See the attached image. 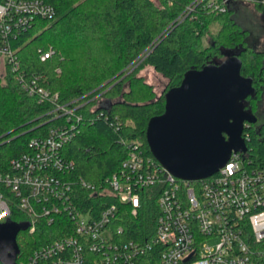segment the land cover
Here are the masks:
<instances>
[{"label": "trees", "instance_id": "obj_1", "mask_svg": "<svg viewBox=\"0 0 264 264\" xmlns=\"http://www.w3.org/2000/svg\"><path fill=\"white\" fill-rule=\"evenodd\" d=\"M46 1L55 7L56 19L37 20L23 33L16 43L20 46L18 55L29 74L47 78L46 85L59 93L60 104L82 106L77 114L84 115L87 121L64 147L63 155L75 163L76 175L87 182L102 187L107 178L119 171L128 156L130 142L140 143L146 155L154 159L147 144V126L153 117L164 113L168 92L180 85L189 70L218 65L227 53L238 54L242 75L254 81L255 93L246 100L245 109L257 116L264 87V51L249 45L250 32L237 15L239 4L227 6L222 13L209 8L208 0H159L161 8L150 0ZM222 3L218 0L219 5ZM191 5L192 13L177 25ZM256 7L264 13L263 5ZM215 21L221 28L210 47L205 48L203 36ZM50 49L55 55L41 62L39 50ZM144 52L145 64L169 81L159 96L138 69L131 71ZM104 102L109 107H104ZM52 111V103L28 97L12 77L0 73V174L9 172L11 162L28 151L33 139L45 137L57 124V115ZM243 137L247 158L264 168V124L258 121L246 126ZM0 190L8 193L1 185ZM159 194L157 187L142 195L139 214L129 216L123 223L125 239L154 237ZM101 204L104 206V201ZM19 220L14 217L13 221L23 224ZM60 228L46 224L34 234L21 232L17 238V262L25 264L35 249L59 236ZM159 252H150L140 264H159Z\"/></svg>", "mask_w": 264, "mask_h": 264}, {"label": "built area", "instance_id": "obj_2", "mask_svg": "<svg viewBox=\"0 0 264 264\" xmlns=\"http://www.w3.org/2000/svg\"><path fill=\"white\" fill-rule=\"evenodd\" d=\"M243 1L257 3L223 0L219 5L208 0V7L224 13L227 6ZM56 17L46 0H0V73L12 77L28 97L52 103L51 114L57 115L48 134L33 139L28 151L11 162L9 172L0 174V185L8 191L0 190V223L18 217L29 224L30 234L46 224L61 226L59 236L35 249L25 264H140L155 250H160L159 264H183L192 254L188 264H254L255 259L264 264V168L247 158L248 151L234 152L216 175L190 182L175 178L140 143L130 142L119 171L102 187L76 175L75 163L63 149L87 121L77 114L82 106L60 104L59 93L47 87L45 76L24 69L16 46L37 20ZM39 54L46 62L55 51ZM157 187L154 237L125 239L123 223L139 214L146 190ZM210 239L218 243H204Z\"/></svg>", "mask_w": 264, "mask_h": 264}, {"label": "water", "instance_id": "obj_3", "mask_svg": "<svg viewBox=\"0 0 264 264\" xmlns=\"http://www.w3.org/2000/svg\"><path fill=\"white\" fill-rule=\"evenodd\" d=\"M236 52L220 64L189 70L179 86L166 95L165 110L147 126L152 156L175 178L199 181L216 175L232 154L246 153L245 127L258 117L245 109L255 93L254 81L242 75ZM29 224L0 223V263L18 264V235ZM194 254L183 264H188Z\"/></svg>", "mask_w": 264, "mask_h": 264}, {"label": "rangeland", "instance_id": "obj_4", "mask_svg": "<svg viewBox=\"0 0 264 264\" xmlns=\"http://www.w3.org/2000/svg\"><path fill=\"white\" fill-rule=\"evenodd\" d=\"M199 1L200 0H197V2ZM258 4H260V0H257V4L246 1L239 3V6L237 7V15L243 27H245L250 32L248 38L249 45L253 46L259 51H264V13L260 11L258 7H256ZM155 5L160 7V1L157 0ZM193 9L194 6H189L183 13L185 15H182L181 19L177 21V25L184 21L192 13ZM220 28V23L216 21L208 25V28L206 29L203 36V47H210L209 44L211 40L217 37ZM146 57V52L142 53L140 57L133 63L131 71L138 69V74L141 75L147 83L153 86L155 93L159 96L168 88L169 81L145 64L144 61ZM224 60L225 59H222L220 62L222 63ZM103 106L109 107V104L104 102ZM257 116L260 118L259 124H264V98L261 99V103L259 104ZM204 243L214 246L216 243H218V240H205Z\"/></svg>", "mask_w": 264, "mask_h": 264}, {"label": "flooded vegetation", "instance_id": "obj_5", "mask_svg": "<svg viewBox=\"0 0 264 264\" xmlns=\"http://www.w3.org/2000/svg\"><path fill=\"white\" fill-rule=\"evenodd\" d=\"M262 98H264V87H263V95ZM258 121H260V118L258 117Z\"/></svg>", "mask_w": 264, "mask_h": 264}]
</instances>
